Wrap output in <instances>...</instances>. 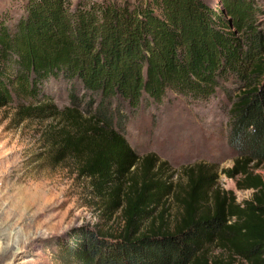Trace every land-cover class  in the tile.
I'll use <instances>...</instances> for the list:
<instances>
[{
  "label": "trees",
  "instance_id": "1",
  "mask_svg": "<svg viewBox=\"0 0 264 264\" xmlns=\"http://www.w3.org/2000/svg\"><path fill=\"white\" fill-rule=\"evenodd\" d=\"M254 1L24 0L14 20L0 18V107L15 105L20 120L61 114L69 126L51 157L79 159L106 209L121 208L118 235L90 230L60 246L66 264H264V177L255 173L264 162V30ZM56 92L67 106L52 102ZM220 92L232 101L238 155L226 172L254 196L237 202L200 164L176 193L180 218L157 226L173 187L154 177L155 157L128 142L129 122L170 93L200 102Z\"/></svg>",
  "mask_w": 264,
  "mask_h": 264
},
{
  "label": "rangeland",
  "instance_id": "2",
  "mask_svg": "<svg viewBox=\"0 0 264 264\" xmlns=\"http://www.w3.org/2000/svg\"><path fill=\"white\" fill-rule=\"evenodd\" d=\"M79 1L70 0L73 6ZM23 2L0 0V18L8 13L14 20ZM254 4L256 26L264 30V0ZM52 102L58 108L69 104L66 94L57 92ZM231 105L221 92L200 102L170 93L159 104L142 106L130 120L128 142L140 156L153 155L154 177L173 187L154 212L157 226L173 225L180 218L176 193L185 191L189 168L200 164L217 176L215 186L233 192L237 202L254 196V189L238 187L241 176L226 172L238 157L229 143ZM20 116L15 105L0 107V264H66L60 246L73 245L90 230L118 235L123 228L121 208L106 209L107 198L81 173L79 159L57 163L51 157L52 142L69 126L61 114L25 120ZM255 173L264 177V162ZM221 253L212 247V255Z\"/></svg>",
  "mask_w": 264,
  "mask_h": 264
}]
</instances>
